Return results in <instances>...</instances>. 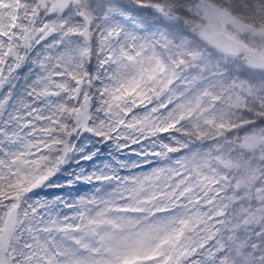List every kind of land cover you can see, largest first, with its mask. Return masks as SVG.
<instances>
[{
  "label": "snow or ice",
  "instance_id": "6c2138e0",
  "mask_svg": "<svg viewBox=\"0 0 264 264\" xmlns=\"http://www.w3.org/2000/svg\"><path fill=\"white\" fill-rule=\"evenodd\" d=\"M0 264H264V0H0Z\"/></svg>",
  "mask_w": 264,
  "mask_h": 264
}]
</instances>
